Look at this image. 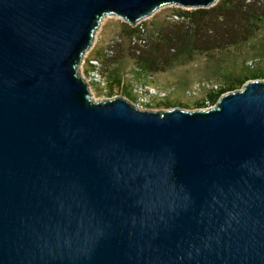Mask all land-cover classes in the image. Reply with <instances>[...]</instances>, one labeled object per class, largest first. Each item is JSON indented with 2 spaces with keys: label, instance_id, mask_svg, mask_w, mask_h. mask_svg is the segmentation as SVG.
I'll return each mask as SVG.
<instances>
[{
  "label": "water",
  "instance_id": "water-1",
  "mask_svg": "<svg viewBox=\"0 0 264 264\" xmlns=\"http://www.w3.org/2000/svg\"><path fill=\"white\" fill-rule=\"evenodd\" d=\"M219 0H0V264H264V81L211 108L95 101L100 20Z\"/></svg>",
  "mask_w": 264,
  "mask_h": 264
},
{
  "label": "trees",
  "instance_id": "trees-1",
  "mask_svg": "<svg viewBox=\"0 0 264 264\" xmlns=\"http://www.w3.org/2000/svg\"><path fill=\"white\" fill-rule=\"evenodd\" d=\"M168 17L171 18L157 21L153 31L145 24L141 28L126 21L121 31L129 35L128 43L118 35L107 52L100 51L101 57L95 54L106 90L131 95L134 85L125 77L129 65L142 79L188 64L198 55L212 62L214 77L223 83L199 81L189 86L187 91L194 92L191 96L206 90L205 96L196 101L197 107L214 105L224 93L241 88L250 79L264 77V66L258 63L264 60V0H219L207 8L179 6ZM92 60L88 59L89 66H99ZM141 83L147 86L154 82ZM157 99L167 107L178 105L170 92L157 90L149 95L146 104Z\"/></svg>",
  "mask_w": 264,
  "mask_h": 264
},
{
  "label": "rangeland",
  "instance_id": "rangeland-1",
  "mask_svg": "<svg viewBox=\"0 0 264 264\" xmlns=\"http://www.w3.org/2000/svg\"><path fill=\"white\" fill-rule=\"evenodd\" d=\"M176 4H165L158 8L152 15L139 19L137 22L145 24V26L153 31L154 24L160 19L171 18L169 15H173V8H178ZM126 21L115 13L106 14L101 20L94 32L93 42L90 48L83 54L81 63L77 66L80 70L81 76L90 84L91 96L95 101H103L116 96H123L133 103L141 102L144 98H148L151 93L157 91L170 92V97L173 102H178V105L167 107L159 104L157 100H152L150 104H145L143 101V109L151 110H169L175 107H180L187 111H194L199 109H205L206 107H197L195 104L197 100L203 98L206 94L205 89H201L198 94L191 96L194 92L192 90L187 91L189 86H195L199 81L223 83L222 80L216 79L210 66L212 62L204 55H198L196 58L185 65L175 66L165 72H160L148 77H142V79L136 74L134 66L129 65L126 70V80L130 81V85H134V90H131V95L126 94L122 90H113L110 93L105 89L104 79L102 73L99 70V63H97L95 54L100 56V53L106 51L110 47L113 39L118 38V35L125 37V44L128 43L129 35L123 34L122 27ZM140 24H134L133 26H140ZM123 34V35H122ZM139 42H137L138 44ZM255 46L251 47L254 49ZM249 53V52H248ZM253 53V52H252ZM249 53V54H252ZM103 57V56H102ZM92 58V62L99 66H89L88 59ZM101 62V60H99ZM259 65L264 66V60L258 61ZM257 80L264 81V77L256 78ZM153 81V84L147 86L142 85L141 82ZM132 82V83H131ZM147 83V82H146ZM214 86L216 84H213ZM130 86V88H131ZM212 86V85H210ZM108 88V87H107ZM242 88V87H241ZM240 89V88H239ZM237 90V89H236ZM192 93V94H190ZM144 96V97H143Z\"/></svg>",
  "mask_w": 264,
  "mask_h": 264
},
{
  "label": "built area",
  "instance_id": "built-area-1",
  "mask_svg": "<svg viewBox=\"0 0 264 264\" xmlns=\"http://www.w3.org/2000/svg\"><path fill=\"white\" fill-rule=\"evenodd\" d=\"M137 24H140V22H137ZM139 27H141L142 28V24H140V26ZM98 63V62H97ZM215 86H217V85H215ZM144 97V96H143ZM144 100L145 101H147L148 100V98H144ZM214 105H209L208 107H206V108H211V107H213Z\"/></svg>",
  "mask_w": 264,
  "mask_h": 264
}]
</instances>
